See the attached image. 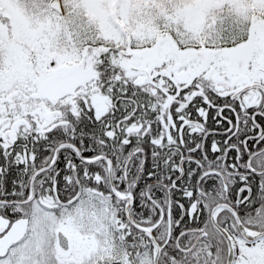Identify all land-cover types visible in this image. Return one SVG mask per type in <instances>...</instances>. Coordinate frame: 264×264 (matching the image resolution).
<instances>
[{"label":"snow or ice","instance_id":"1","mask_svg":"<svg viewBox=\"0 0 264 264\" xmlns=\"http://www.w3.org/2000/svg\"><path fill=\"white\" fill-rule=\"evenodd\" d=\"M0 264H264V0H0Z\"/></svg>","mask_w":264,"mask_h":264}]
</instances>
